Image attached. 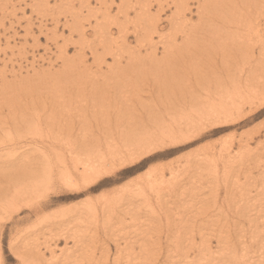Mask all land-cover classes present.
Listing matches in <instances>:
<instances>
[{
    "label": "rangeland",
    "instance_id": "rangeland-1",
    "mask_svg": "<svg viewBox=\"0 0 264 264\" xmlns=\"http://www.w3.org/2000/svg\"><path fill=\"white\" fill-rule=\"evenodd\" d=\"M90 1L92 7L94 6L93 8L88 3L87 6L82 5V3H86V0H0V90L2 91H0V140L8 141L16 137L18 139L19 136L13 134L14 131L11 132L13 137H7L10 136L7 130L8 127L11 126L13 129L15 124L20 122L22 118L29 115L33 116L35 112L33 109L38 108V110L43 111L47 109L46 107L51 106V87L49 89L46 87L43 94L40 90L46 86L44 85L46 84L45 80L40 82L44 74L62 72L66 60L75 59L77 61L80 58L79 56L83 58L82 55L84 54L88 56L85 60L87 59L89 63L81 64L82 67L89 66L94 69L93 72H97L96 64H99L100 61L97 62L96 60L94 62L92 60L91 48L88 47V45H91L90 42H98L92 36V26L96 24L94 19L96 17L101 19L102 12H105L104 7L105 10L108 7L112 8L109 11L107 10L108 13L110 12L109 17H123V13L119 11L123 0H115V4L112 3L113 0H107L108 4L106 3V6L96 2L98 0ZM136 1L138 0H127L132 6ZM142 1L143 5H148L151 2V0ZM173 1L171 0V3ZM81 5L86 7L83 8ZM197 5L198 0L191 1V8L194 12ZM239 6L241 4L236 1L234 8ZM74 8L75 11L79 10L81 12L80 16L83 14L85 18L92 20L93 25L91 24L92 26L87 29V37L78 36L79 32L76 31L79 30L71 28L76 21V18H73L75 15ZM154 10L155 8L152 9V11ZM260 11V17L256 16L258 13L254 15L255 20L252 21L250 18L254 24L244 21L239 22L240 19H247L245 15L234 17L238 24L229 29L230 36L234 38L229 41V46L219 47L220 40H218L214 48L201 49V51H204L202 56L196 59L198 63L190 62L194 64L193 68L186 72L181 71L178 75L181 80L176 83L173 89L176 91L179 84L181 95H172L165 91L166 93L160 98L157 92L149 93L148 85L130 76L127 78L126 83L122 81L118 85V97L113 96V85H100L98 88L101 93H106L103 88L111 87L110 92H108L110 95L106 96L111 106L107 104L106 110L111 109L109 111H113L121 107L122 103H128V109L132 108L143 112L144 109L141 108V104L148 99L153 107L157 106L160 109L162 105L165 113L175 115L171 122L177 127V130L186 129L180 133H192V131L198 130L197 138L193 135L189 139H178L177 145L169 142L166 149L155 151L152 154L138 153L131 158H135L134 161H136L132 164L127 149L130 146L133 147V143L131 142V145L126 147L120 139L113 141V138L121 136L122 133L119 132L118 128L110 127L114 132H112V135H108L110 137L109 141L112 144L117 142L114 151H118L114 154V157L116 159L121 157V162L116 165L117 167L114 171L112 170V173L101 176L93 185L88 186L86 183L85 185L80 182L76 188L72 189L66 187L57 177L47 192H43L44 194L37 199L35 198V201L30 200V202H27L30 205L29 207L23 206L24 203H19L20 200L16 202L9 199L10 203L19 204L17 210L11 209L9 211L8 208L2 206L4 202L0 201L2 204L0 207V264H28L30 261H34V257L36 258L34 261L36 264H181L182 261L186 262L185 260L205 262L203 256L205 251H202L204 244L206 249L209 247L212 252L220 253L224 251L225 253L226 243L224 244L218 240L223 237H225V240H228L226 238L233 240V244L236 245L235 250L236 253L238 252L235 253L238 255L236 257L237 264H239L238 259L241 256L245 257L247 255L249 257L251 255L249 252L250 247L239 242L241 240L249 242V235L246 234L247 238H241L245 233L244 227L248 225V222L244 224V217L249 215L251 212L249 210H252L251 217H255L260 225H263L262 221L264 223L262 214L258 213L257 209L261 201L264 200L262 194L264 193V87L258 96L260 98L258 102H252L253 105L250 102L244 106L246 100H241V97L238 99L239 101H236L233 98L236 91L233 90V85L229 84L226 88V99L221 104L222 108L228 109L226 111L227 115L222 116L221 112L212 115L210 114V108L206 106V104H209V101L205 98L206 91L202 89L203 85L199 84L198 87V83L195 84V79L200 78L201 75L203 76L207 72H212L215 67L216 71L220 65L230 66L231 63L225 62L227 56L233 57V54L236 53L240 58L235 63L243 62L244 67L253 65L247 64L249 58H244L245 54L236 52V49L242 46V40H244L246 48L253 49L255 56H257L260 45L264 41V8ZM170 12L167 10L161 14L163 29L158 30L160 32H155L153 28H150L149 33H151L154 40L159 41L160 35L168 37V33H173L166 18L170 15ZM117 13L118 15H116ZM94 14L98 16L91 18ZM135 15V11L130 12L131 18H134ZM191 18L193 20L190 22L193 23L198 19L195 13L188 16V19ZM85 24L90 25L87 21ZM129 27L130 42L125 50L126 53L142 43L136 39L137 35L133 36V25ZM256 30L260 33H256ZM113 31L117 33L116 29ZM177 32L176 36L179 37V31ZM239 33L241 35H238ZM84 41H88V43L86 42L87 45H84L86 44ZM179 42H181V39ZM162 50L160 47L157 51L158 58L161 57ZM82 51H85V53ZM146 51L143 49L142 55H145ZM100 52L103 53L104 50L101 49ZM205 52L209 53L210 56H207ZM262 56L264 57V54ZM209 58L210 60H208ZM106 60L107 66L114 65L109 55ZM189 60L192 61V59ZM235 63L231 64L234 74L227 79H239L245 75V73L238 70V68L242 69V64ZM149 64L150 61L145 66H140V68ZM184 65L179 64L177 67L182 68L185 67ZM138 68L136 67L134 70ZM259 70L255 77L258 78L257 81H260L259 84H262L264 69L260 68ZM40 73L42 77H39L38 74ZM260 73L263 77L259 75ZM59 74L58 76H62ZM77 75L87 74H83L81 70ZM101 80L103 79L99 81ZM245 83L246 81H243V84ZM191 85L196 86L198 90L195 92L196 87L193 89ZM247 86L250 88V85ZM81 89L86 88L80 85L79 91ZM151 89L154 90L155 88ZM89 90H87L88 93ZM199 90L200 92L203 91L202 98L200 96L194 104L186 105L189 96L200 95ZM77 92L78 89L73 91L72 99L71 96L66 95L64 99L67 97H70V99H66L61 112L57 108L60 113L59 117L65 114L68 111L67 109L72 112L76 107L85 104L86 101L80 102ZM32 93H35V95L31 98ZM74 97L75 100L77 99L76 101H74ZM83 98L81 97V99ZM116 101L117 103L114 105L113 103ZM238 105L242 107L241 110H238L240 109ZM184 111H187L191 117H187L183 113ZM25 113H28V116H23ZM218 115L219 117H217ZM19 116L23 117L20 118ZM100 116L98 115L96 119H100ZM178 118L180 121H177ZM75 119L70 123L75 124L77 121ZM183 121L185 122L184 125L189 127L180 128L177 123L183 124ZM41 122L43 125L36 126L38 129L35 130L34 134L50 129L47 128L44 119L41 118ZM106 123L109 124L107 121ZM3 126L7 127V132L2 130ZM94 128H96L95 122ZM20 129L21 126L18 130ZM78 133L79 130L76 128L73 134L78 137ZM100 133L103 135L104 132L100 130ZM39 138V135H35L34 139L32 137L21 138L24 140L22 142L25 143L24 146L20 145L22 143H18L10 145L6 149L4 148L5 150H0V198L6 190L13 187L11 179L14 172L19 169L25 171L24 168L19 166L13 168L9 159L13 157V153L17 150V155L21 156L28 151L31 152V148L33 149L31 154L34 156L35 148L43 145L38 140ZM98 145H93L94 148L91 146L87 149L92 148L90 153L93 154L94 151H99L100 147ZM117 146L119 148L116 149ZM46 148L49 149V147ZM6 151L10 153L5 154ZM59 151L61 153L62 151L66 152V147L64 145L59 147ZM106 157H109V160L111 159L108 155ZM234 157L236 161H233ZM72 158L76 160V157ZM91 158L95 160L93 156ZM54 161L52 160V163ZM28 166L29 164L24 167L27 168ZM161 166L167 168L165 177L159 180L160 183L158 182L156 189L145 193L147 197H141V195L137 197L133 192L128 193L127 196L125 195L124 188H126V185L129 187L128 184L139 181L135 186H138V184L147 186L148 175L146 174L151 169L157 170ZM168 177L170 180H168ZM162 186L167 189L164 190V195H159L160 192L158 194L157 191L159 189L163 192L164 187ZM86 187L88 188L86 189ZM260 190H262V193H260ZM248 193L250 194L248 195ZM260 194H262V197L259 196ZM169 196L171 199L168 198V202L164 201ZM254 197L258 200L257 202L253 199ZM260 199L261 201H259ZM121 200L122 202H120ZM253 200L255 202H252ZM39 201L42 204H47L46 209L40 206ZM117 202L121 205L119 203L117 205ZM246 202L247 205L248 203L251 205L246 206ZM238 205L240 206L238 207ZM254 205H257L256 208ZM263 206L262 208H264ZM61 209L73 210L70 211L71 216L67 217L72 222L65 219L60 220L61 224L58 219L45 222L46 217ZM246 209L249 212H246L248 214L244 216L243 212ZM103 212H106V214L104 215ZM177 261H180V263H176Z\"/></svg>",
    "mask_w": 264,
    "mask_h": 264
},
{
    "label": "bare ground",
    "instance_id": "bare-ground-1",
    "mask_svg": "<svg viewBox=\"0 0 264 264\" xmlns=\"http://www.w3.org/2000/svg\"><path fill=\"white\" fill-rule=\"evenodd\" d=\"M106 1L107 0H98L96 2L101 3L100 5L102 6L104 5L106 6L107 3ZM191 1L192 0H174L171 3V0H151L150 4L143 5L142 4L143 1L138 0L132 6V4L127 2V0H123L121 6L119 7V11L124 15L123 17L122 16L109 17L110 12L108 13L107 10L109 11V9L112 8L108 7L106 8L107 10H105L104 7L105 12H102L101 19L96 17L97 14L96 15L94 14L93 17L91 16V18L96 17L94 19L96 20V24L94 26H92L93 25L91 22L92 20L90 21L89 19L85 18L83 14H81L80 16L81 12L79 10L75 11L74 8L73 11H75L74 12L75 15L73 16V18H76V21L71 28L75 30L77 29L79 30L76 31L79 32L78 36L87 37L88 36L87 29L89 28V26H92L93 28L92 36L95 38V40L98 41L94 43L90 42L91 45H88V47L90 46L89 48H91V56L93 57L92 60H94V62L96 60L97 62L100 61L99 64H96L97 72H93L94 69L93 68L91 69L89 66H87L86 68L82 67L81 64L89 63L87 59L85 60L87 56L86 54H84L85 51H82L84 52L83 53L84 55H82L83 58L79 56L80 58L77 59V61L75 59L66 60L63 64L62 72L57 71L55 74L54 73H49V75L44 74L43 77L41 73L38 74L39 77H42V79H40V82H42L43 80H45L46 82V84H44L46 85L44 86L45 88L40 89L41 93L43 94L46 91V87H48V89L51 87L50 100H52L51 101L52 104L49 108L46 107L47 109L43 111H41L40 109L38 110V108L35 107L36 110L33 109V111L35 112L37 111V112L36 113L34 112L33 116L29 115L30 116L29 117L28 113L27 114L25 113V115H23V116H28L26 118H22L23 116L22 117L19 116L20 118H22L21 121L15 124L13 129L11 126L8 127L7 129L8 134H10V136L8 135L7 137H13L11 132L14 131L15 133L13 134H17L16 136H19V138L17 139L16 137L15 139L8 141L0 140V150H3L4 148L6 149L10 145L12 146L18 143H22L24 140L21 138L26 139L28 137H32L34 139L35 135H39L40 138L38 140L41 143H43V145L35 148L34 150L35 155L33 154L34 156H32L31 154L33 151L32 148H31V152L28 151L26 152L25 155L22 154L21 156H18L17 149H16L17 151L13 153L14 154L13 157L9 159V161L12 164V167L14 168L16 166L17 167L19 166L20 168H24L25 171L19 169L18 171L14 172V176L16 177L14 178V176H12L11 179V184L13 187L9 188V190H6L5 194H3L2 198H0V201L4 202V205L0 203V207L1 205L5 206L6 208H8L9 211L11 209L17 210L19 204H13V202L10 203L9 199H11L10 201L15 200L16 202L17 200H20L22 202L19 201V203L22 204L24 203L23 206L29 207L30 205L27 204V202H30V200L35 201L38 197L44 194L43 192H47L50 185H53L54 179H57V177H59V179L62 181V183L65 184L66 187L72 189V188H76L77 185L80 184V182H83L84 184L86 183L88 186L90 184L93 185L101 176H106L112 173V170L114 171L116 169L117 167L116 165H119L118 163L121 162L120 161L121 157L119 159H116L114 157L115 156L114 154L118 151V150L116 152L114 151V147L117 144V142L112 144L111 141H109L110 137L108 135H112V132H114V130H111L110 127L112 128L115 127L114 129L118 128L119 132L122 133L121 136H118L117 138H113V141L120 139L121 141H123L126 147L131 145V142L133 143V147L130 146L127 149L129 153L128 156L130 161H132L131 162L132 164L136 163V161H134L135 158L133 159L131 158L133 156H136L138 153L145 155L150 153L152 154L155 151L158 152L159 150H162L164 148L166 149L169 142L174 143V145H177L179 141L178 139H184V138L189 139L193 135L195 136V138H197L196 136L199 134L198 130L197 131L194 130L192 131V133L190 132L180 133L181 131H185L186 129L179 131L177 130V127H175L173 122H171V120L175 117V115L173 113H165L164 109H162V105L160 109L157 106L153 107L148 99L147 101L145 100V102H142L141 104V108L144 109L143 112L142 111L139 112L132 108L128 109V103L127 104L122 103L121 107H118L116 110L113 111H109L111 109L106 110L107 106L110 105L109 101H107L108 98H106L107 95H110V93H108L111 90L110 86L113 85V90H112L113 96L118 97V85L122 81L126 83L127 78L129 76L141 80V82L148 85V89L150 91L149 93L157 92L158 95H160V98H162V95L166 93L165 91H167L168 94L171 93L172 95H176V94L181 95L182 93L179 84L176 91L173 89L176 83L181 80L180 77H178L180 72L181 71L186 72L192 69L194 64L190 62H193L195 64L198 63L196 59H198L199 56H202V52L205 49L214 48L218 40H220V43L218 44L219 47L225 48L224 47L225 45L229 46L228 45L229 41L234 39L233 37L230 36L231 33L229 32V29L232 28L233 26H237L238 24L237 20H234V17H240L245 15L247 16V19L246 20L240 19L239 22L244 21L249 24H254L252 22L253 20H255L254 15L259 13L258 15H256L259 16L261 12L260 10L264 8V0H198V5L194 12V10H192L191 8ZM236 1H238V3H240L241 6L234 8ZM90 2H91L90 0H86V3H82V5L87 6L88 3L90 6L92 4ZM114 2L115 0H113L112 3L115 4ZM154 3L156 4L154 5ZM139 6L141 7L137 10ZM90 7H92V5ZM154 8H155L154 10L155 12L152 11V9ZM96 10L98 9L96 8ZM130 10L136 12L134 18L130 17V12H131ZM167 10L171 11L170 15L166 16V18L168 19L167 21L168 26L171 27V31L173 33L171 34L168 33L167 34L168 37H162V35H160L159 36L160 40L156 41L153 39L151 33H149L151 30L150 28H153L155 32L163 29V27L161 26V24L163 23V18L161 17V14L165 13ZM118 13L116 15H118ZM194 13L198 17L195 23L190 22L191 20H193V18L188 19V16L193 15ZM250 18L252 21L250 20ZM85 20L89 22L90 25H86ZM130 25H133V29H134L133 36L137 35L136 39L140 40L142 43L139 46L133 48L128 53H126L125 50L128 48L130 42L129 34H128L130 31V27H129ZM114 29L117 30V33L113 31ZM177 31H179V35H180L179 37L176 36L178 34ZM257 32L260 33V31L256 30V33ZM117 35L119 36L118 38L116 37ZM233 35L235 36V34ZM238 35H241V33H239ZM180 39L181 42H179ZM88 41H84V42L88 43ZM87 43L86 44L83 43V44L87 45ZM245 43L246 42L242 40V46L237 47L236 49V52L238 51L239 53L245 54L244 58L247 57L249 58L247 64L249 65L253 64L252 66L244 67L243 62H237L238 64H242L243 66L242 69L238 68V70L242 71V73H245L244 76H242L239 79L238 78L231 80L227 79L228 77H230V75L234 74V69H231L232 68L231 64H234L237 61V59L240 58V56L235 52L236 54H233V57L228 55L227 56L228 58L225 61L231 63L230 66L226 64H224V66L220 65V67L217 68L216 71H215L216 68L215 67L212 70V72H207L203 74V76L201 75L200 78L197 76L199 79L198 78L195 79V84L198 83V87L199 84L203 85L202 89L206 91L205 98H207V100L209 101V104H206V106L210 108V114L212 115L215 113L218 114V112H221L222 116L227 115L226 111L228 109L222 108L221 104L226 99L225 98V96L227 95L226 88H228L229 84H232L233 85L232 87H234L233 90L236 91V93L233 94V98H235L236 101H239L238 99H240L241 97H242L241 100L243 99L246 100L244 106L249 104L250 102L251 104L252 102L256 103L258 102V99H260L258 96L260 92L263 91L264 79H262V84H259L260 81H257L258 78L255 76H257L258 70L260 68H262V70L264 69V57L262 56L264 54V41H262L261 43L262 45H260V48L257 52V56H255L253 49L249 50V48H246ZM160 47L163 50L161 57L158 58L157 51L160 49ZM101 49L104 50L103 53L100 52ZM143 49L147 50L145 55H142ZM201 49L204 50L201 51ZM205 53L207 54V52ZM108 55L113 60L114 65L112 66L106 65L107 63L106 59ZM207 56H210L209 53L207 54ZM189 59H192V61H190ZM185 60L187 61L185 62ZM208 60H210V58ZM148 61H150V64L148 66L140 68V66H145V64ZM179 64H185L184 65L185 67L178 68L177 66ZM136 67L139 68L137 70H134ZM249 67H251L250 70ZM105 69L107 71H103ZM81 70L83 71V74H87V75H77L78 72L80 73ZM58 73H60L59 75L62 76H58ZM259 75H261V73ZM218 77L221 79H219ZM57 79H61V80H57ZM100 79L103 80L99 81ZM243 81H246V83L243 84ZM102 84H110V86L106 85L109 87L103 88L104 92L106 93H101L100 92L101 90H99L98 88ZM80 85L81 87L86 89H81L79 91ZM247 85H250V88H248ZM192 86L193 85H191V87ZM257 86L258 88L256 89ZM195 87L196 86H193L192 88L195 89ZM151 88H155V89L152 90ZM77 89L79 92V93L77 92V95L78 97H80L79 99L80 102L86 101L85 104L77 108L76 105L78 104L76 103V105L74 104L76 108L73 109L72 112L70 109H67L68 111L59 117L60 113L57 111V108H59V111L61 112L64 108V103L66 102V99L67 98L70 99V97L64 99L66 95L68 94V96H71L73 94V91ZM88 89H90L89 93L87 91ZM197 90L198 88L196 87L195 92ZM31 92H35V91H31ZM36 92L40 94L39 91L36 90ZM80 93L82 94L85 93V94L82 95ZM198 93L200 95L195 94L194 96H189V98H187L186 105L192 103L194 104L199 99L198 97L200 96L202 98L203 91L200 92L199 90ZM34 95L35 93H32L30 97L32 98V96ZM81 97L84 98L81 99ZM111 98L113 99V97ZM73 99L74 101L77 100V99L75 100V97ZM116 103L117 101L113 104L116 105ZM238 107H240V109L238 110H241L242 107L240 105H238ZM44 113L46 114L42 115ZM183 113L186 114L187 117H191L189 116L187 111H184ZM98 115L99 116L101 115L100 119H96ZM217 117H219V115ZM41 118L45 120V123H47V128L50 129L37 132L36 134H34L35 130L38 129L37 127L43 125V123L41 122ZM73 119L77 120L75 124L70 123L73 122ZM106 121L109 124H107ZM177 121H180V119L178 118ZM94 122L96 123V128H94ZM177 124L180 128H183L184 126L189 127L187 125H184L185 124L184 121L183 124H179V123ZM19 126H21L20 130H18ZM4 128L2 130L7 132L6 131L7 127ZM76 128H78L79 130L78 137L73 134L76 131ZM100 130L104 132L103 135H101ZM96 144H99L98 145L100 147V149H98L99 151L97 152L94 151L93 154L90 153L91 149L94 148L93 145ZM20 145L24 146L25 143H22ZM63 145L66 147V152L62 151L61 153L59 151V147ZM91 146L92 148L88 150L87 148ZM46 147H49V149H47ZM117 148L119 147L117 146L116 149ZM7 153L9 154L10 152L6 151L5 154ZM53 155L55 159L53 158ZM107 155L111 157L110 160L109 157H106ZM92 156L95 158V160L91 158ZM72 157H76V160H74ZM36 159L37 161H35ZM52 160L55 161L52 163ZM233 161H236L235 157ZM27 164H29V166L25 168L24 166H26ZM166 169L167 168L165 166H161L157 170L151 169L150 172L146 174L148 175L147 176L148 185L146 186V185L138 184V186L137 185L135 186V184L138 183L139 181L132 182L128 184L129 187H127L126 185V188H124V192L126 193L125 195L127 196L128 193L133 192L136 194L137 197L139 195H141V197L144 196L147 197L145 193L156 189L158 182L160 183L159 180L165 177ZM168 180H170L169 177ZM162 187L165 188V186ZM87 188L88 187H86V189ZM164 188H163V192L162 190L158 189L157 193L159 194L160 192L159 195H164L163 194L165 192L164 190L167 189ZM260 193H262V190H260ZM249 194L250 193H248V195ZM262 194L264 197V193ZM262 194H260L259 196H261ZM160 197L162 198V196ZM168 198L171 199V197L169 196L165 198L164 201L166 200V202H168L167 201ZM253 199H255L256 202L258 201L255 197ZM255 200H253L252 202H255ZM259 201H261V199ZM39 202L41 203V201ZM120 202H122V200ZM247 202L245 205L250 206L251 204L248 203L247 205ZM118 203L119 202H117V205ZM263 203L264 200L261 201L260 205L257 204L259 205L257 209H258V213L262 214V218L264 219V208H262V206L264 205ZM40 206H42L43 209L44 208L46 209L47 204L41 203ZM239 206L240 205H238V207ZM247 209L246 211L243 212L244 216L245 214H248L246 212L249 211L252 212V210L247 211ZM70 211L73 210H63V209L57 210L56 213L54 212L50 216L46 217L45 222L47 223L49 221L58 219L59 223L61 224L60 222L61 219H65L66 221H68L69 219H67V217L71 216ZM253 212L255 213V211ZM250 213L248 216L244 217V224L248 222V225L247 227H244L245 233L241 237V238H247V235H249L248 238L249 242H247V240H241V239H240L241 241L239 242H242L245 245L247 244L250 247L249 252L251 255L249 254L250 255L249 257H247V255H245V257L241 256L240 259H238L239 261L238 263L264 264V230H263L264 223L262 221L263 225H260L256 221L257 219L255 217L253 216L251 217L252 214ZM105 214L106 212L104 213V215ZM69 221L72 222L71 220ZM69 225L70 224L68 223V226ZM226 239L228 240H225V237L218 239L219 242H223L224 244L226 243L225 245L227 248L224 246L226 248L225 253L224 251L220 253L212 252L210 251L209 247L208 249H206V245L204 244V248L202 251H205L203 253L205 262L202 261L194 262V261L185 260L186 262L182 261L183 263L181 262V264H237L236 257L238 255L236 254L238 252L236 253L235 250L236 245L233 244V240L229 238ZM33 260L35 261L36 258L34 257ZM34 261H30V263L28 264H36L34 263ZM180 261H177L176 263H180Z\"/></svg>",
    "mask_w": 264,
    "mask_h": 264
}]
</instances>
